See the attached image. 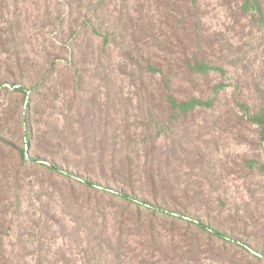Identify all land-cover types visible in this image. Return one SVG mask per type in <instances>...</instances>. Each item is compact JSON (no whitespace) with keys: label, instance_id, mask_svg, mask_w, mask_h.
<instances>
[{"label":"rangeland","instance_id":"obj_1","mask_svg":"<svg viewBox=\"0 0 264 264\" xmlns=\"http://www.w3.org/2000/svg\"><path fill=\"white\" fill-rule=\"evenodd\" d=\"M200 2L209 30L222 31L230 39L234 66L226 68L224 76H213L215 82L229 86L221 94L218 109L198 113L186 123L164 129L155 121L149 123L148 104L140 86L143 80L154 88L155 78L142 76L141 79L124 58V26L122 21H117L118 17L125 18L122 11L126 8L129 15L137 16L134 10L142 8L152 20L159 18L161 9H155L149 0H0V36H7L9 29L17 33L16 45L38 67L46 66L47 57L57 56L56 75L51 83L40 93L31 94L36 107L31 116L34 137L39 144L49 132L64 139L59 138L61 143L52 149L58 162L64 158L66 162H75L80 168L88 166L95 172L102 165L106 177L124 181L122 162L128 155L138 174L135 184L145 188L143 195L149 197L144 146L145 140L151 137L156 157L168 162V165L161 164L160 174L170 182L176 180L178 196L187 185L189 196L197 194L199 198V202L194 203L196 208L228 229L241 227L240 216L244 209L251 210L261 228L258 238L264 242V175L235 172L234 163L251 156L252 148L240 141L229 126L216 124L217 113L233 90L230 84L234 78L250 80L251 75L254 78L262 75L264 29L246 30L243 34L239 30L228 31L231 20L225 1ZM106 31L110 37L105 43ZM72 49L86 54L84 59H78L77 69L68 64ZM12 64V59L0 53V80L4 81V85L0 83V134L14 143L0 146V171L13 169L18 164V151L23 146L19 134L24 131L20 116L29 118L26 102L21 103V94L6 73ZM129 70L135 75L129 76ZM60 131H64L63 136ZM25 148L35 152L32 147ZM260 154L264 157V144ZM19 172L20 205L15 210L9 209L5 219V226L10 227L0 234V264H113L104 248L106 232L111 235L114 230L116 219L112 214L107 220L100 216L93 221L87 210L73 209V219L57 197L44 196L42 206L36 194H39L40 183L48 181V176L71 183L80 191L85 189L75 179L50 174L28 159ZM162 185L158 181L160 193L166 196L168 192ZM88 198L92 204L99 201L106 212L112 211L107 202L108 194L93 193ZM112 203L121 202L113 197ZM45 210L56 213L60 223L48 220ZM9 220L12 221L6 223ZM254 220L249 219L244 225L248 234L257 228ZM179 225L183 228L188 223L179 222ZM102 228L107 231L95 246L97 240L92 241L91 236L93 232L100 234ZM161 233L167 234V228H161ZM133 237L131 241L138 240ZM21 244L28 249H20ZM215 245L224 251L221 259L205 254L201 264H264V260L258 259L246 246L220 240Z\"/></svg>","mask_w":264,"mask_h":264},{"label":"trees","instance_id":"obj_2","mask_svg":"<svg viewBox=\"0 0 264 264\" xmlns=\"http://www.w3.org/2000/svg\"><path fill=\"white\" fill-rule=\"evenodd\" d=\"M223 1L231 20L228 31L239 30L243 34L246 30L252 32L264 29V0ZM149 2L155 5V9H161L159 18L152 20L142 8L134 10V13H138L137 16L129 15L126 8L122 11L125 18L119 13L121 17L117 21H122L124 26V58L141 79L142 76L155 78L154 88H150L143 80L140 86L148 104L149 123L155 121L164 129L172 124L186 123L198 113L218 109L221 94L229 85L221 81L215 82L213 76L226 75V68L234 66V55L230 53L232 47L229 37L222 31H210L204 23L205 12L200 0ZM7 34L0 36V53L12 59V68L6 73L9 80H12V86L21 94V103L26 102V115L29 114V118L20 116L24 131L19 134L23 146L18 151V164L13 169L0 171V217L3 218L0 220V234L10 227L9 224L5 226L9 209L15 210L20 205L17 192L19 170L28 159L33 165L46 168L50 174L57 173L69 180L75 179L85 189L80 191L71 183L48 176V181L40 183L39 194H36L41 205L44 203V196L49 199L57 197L61 205L72 213L73 219V209L77 212L87 210L93 221L100 216L107 220L108 215L112 214L116 219L113 233L107 235V229L102 228L100 234L93 232L91 238L92 241L97 240V246L105 234L107 244L104 248L111 255L113 264H201L205 254L209 258L221 259L224 251L215 245L217 240L246 246L258 259L264 260V242L258 238L261 228H258L253 218V212L245 208L244 214L240 216L243 225L228 229L205 211L201 212L196 208L194 203H198L199 198L197 194L189 196L187 185L183 188V194L178 196L176 180L170 182L160 174L161 164L168 165V162L156 157L155 143L151 137L150 140H145L144 146L149 197L143 195L145 188L135 184V176L138 174L128 155L122 162L124 181L106 177L102 165L95 172L93 168H80L75 162H66L64 158L59 157L61 162H58L52 149L63 138L59 139L49 132L39 144L34 137L36 132L31 116L36 108L33 95L46 88L56 75L57 56L54 59L47 57L46 66L38 67L16 45L18 34L11 29ZM109 37V32H104L105 43ZM85 56V53L78 54L74 49L70 50L69 66L76 68L78 59H84ZM134 72L129 70V76H134ZM79 79L82 77L79 76ZM0 83L4 85L2 79ZM230 85L233 90L223 109L217 113L216 124L229 126L240 141L252 148L251 156L234 163L237 166L235 172L246 175L257 172L264 175V157L260 154L264 144V71L262 75H255V78L251 75L250 80L238 76ZM148 128L146 129L149 130ZM60 132L63 136L64 131ZM8 145H14L13 141L0 134V146ZM26 146L32 147L35 152L26 151ZM158 181L167 190L166 196L160 193L162 191L158 187ZM93 193H100L102 196L108 194L107 202L113 212H106L99 201L92 204L88 197L93 196ZM113 197L121 203L113 204ZM45 213L48 220L60 223L56 213L47 210ZM249 219L254 220L257 228L248 234L244 225H247ZM179 222L188 225L181 228ZM161 228H167L166 236L161 233ZM133 236L138 237V240L135 238L132 243ZM19 248L28 249L24 244Z\"/></svg>","mask_w":264,"mask_h":264}]
</instances>
